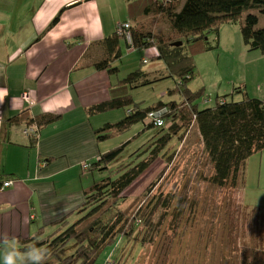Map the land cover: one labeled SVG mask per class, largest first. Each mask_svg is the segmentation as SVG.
I'll return each instance as SVG.
<instances>
[{
	"label": "trees",
	"instance_id": "trees-1",
	"mask_svg": "<svg viewBox=\"0 0 264 264\" xmlns=\"http://www.w3.org/2000/svg\"><path fill=\"white\" fill-rule=\"evenodd\" d=\"M124 2L127 14L126 19L120 23L130 22L125 30L131 37L130 42H127L124 34L113 32L94 43L101 52L99 58H94L89 52L83 59L89 60L88 65L96 71L117 75L118 69L113 63L121 58V40L127 48L154 49L156 55L149 59L163 61L168 75L175 80V87L168 90L167 95L177 96L179 100L158 101L147 106L135 102L129 94L130 89L146 87L161 79L137 69L112 85L107 100L86 109L89 116L112 113L120 109L124 113L121 119L103 124L94 131L96 142L100 146H104L117 135L129 132L135 125L141 128L135 136L148 132V140L131 153L130 160L126 162L122 159V154L131 140L108 148L92 164H84L83 167L89 170L107 172L101 180L94 181L81 190L84 203L50 224L55 228L50 235L43 237L42 227L31 236L17 237L21 247L37 244L47 248L49 255L46 257V264H106L109 256H105L101 261L99 255L108 246L115 249L117 243L122 240L123 245L119 248L116 259L125 260L123 252L129 245V238H133L132 245H135L139 240L137 235L145 232L146 236V233L152 230V225L148 221L150 214L147 210L145 214L142 210L132 211V205H128L127 198L122 195L157 157L162 156L168 162L172 160L173 152L165 153L174 142L180 143L184 140L190 125L195 124L211 166V173L205 180L216 189L238 193L246 160L264 150V101L261 98L250 97L240 87H234L233 93H242L241 100L228 101L218 95L213 105L200 108L201 101L210 102V98L205 101L206 88L201 86L191 90L188 86L195 75L194 57L216 49V46L209 44V36L218 34L222 24L238 21L244 45L249 50H259L264 54V23L261 22V19L264 21V0ZM59 17L60 14L53 18L47 27L48 30L57 24ZM158 22L167 26L165 32L155 30ZM215 40L217 41L216 38ZM155 113H159L157 119L161 121L160 125H156V119L149 116ZM59 117L40 114L27 118L22 115L13 117L11 122L19 126L24 125L25 130L31 129L34 134L31 133V136L27 137L34 141L40 129L55 123ZM48 161L49 159L44 160L45 163ZM119 161L118 165L112 167ZM164 195L160 193L158 200L153 201L151 198L149 202L150 207L159 203L164 206L161 219L171 208L173 197L168 193L164 199ZM136 200L141 202L140 197ZM177 200L184 201L179 197ZM154 206L147 209L152 211ZM179 213L181 212L171 211L174 222H181L182 216ZM72 215H76L74 220H71ZM237 255V264H264V252L255 249L254 245L241 248Z\"/></svg>",
	"mask_w": 264,
	"mask_h": 264
},
{
	"label": "crops",
	"instance_id": "crops-1",
	"mask_svg": "<svg viewBox=\"0 0 264 264\" xmlns=\"http://www.w3.org/2000/svg\"><path fill=\"white\" fill-rule=\"evenodd\" d=\"M19 4L0 0V235L16 238L31 236L36 213L42 228L83 204L81 190L88 185L68 194V184L63 190L62 184L73 181L72 170L88 171L83 165L107 151L106 144L96 142L94 131L110 121L97 123L86 109L107 100L115 84L109 81L112 75L94 70L83 56L90 52L99 58L94 43L111 35L127 14L124 0ZM58 14L59 21L48 30ZM260 76L262 85L264 73ZM24 92L31 105L22 99ZM40 114L60 117L40 129L34 141L23 133L24 125L11 122L16 116ZM57 178L62 181L55 184ZM8 180L10 186L2 188Z\"/></svg>",
	"mask_w": 264,
	"mask_h": 264
},
{
	"label": "rangeland",
	"instance_id": "rangeland-1",
	"mask_svg": "<svg viewBox=\"0 0 264 264\" xmlns=\"http://www.w3.org/2000/svg\"><path fill=\"white\" fill-rule=\"evenodd\" d=\"M28 3H31V0H20L19 6L22 8ZM23 20L21 17V22ZM261 22L264 23L263 19ZM123 24L125 23H118L113 32L120 35V25ZM154 28L156 31L167 30V26L160 22ZM75 44L79 45L77 41ZM209 44L216 46V49L194 57L195 75L188 84L191 90L201 86L206 88L205 101L210 98V102L201 101L199 107H210L218 95L228 101L241 100L242 93H233L234 87H240L250 97L261 96L263 83L261 85L260 75L264 73V54L259 50H249L244 45L239 22L222 24L218 34L209 36ZM120 51L121 58L113 63L118 73L113 74L109 81L116 84L129 73L140 69L151 77L159 76L161 79L146 87L130 89L129 94L135 102L147 106L158 101L179 100L177 96L167 95L168 90L175 87V80L168 75L162 60L152 61L146 52L144 56L142 49L127 48L122 40ZM144 58L147 59V64L142 63ZM25 102L31 105V100ZM121 115H124L121 109L114 110L112 113L97 115L94 120L101 124L105 121L113 123L121 119ZM140 129L139 125H135L129 132L107 141L105 147L113 148L121 142L131 140L122 154L125 162L130 160L129 155L148 140V132L135 136ZM169 153H172L171 161L168 162L162 156L157 157L122 195L127 198L128 205H132V211L142 210L145 214L147 210L152 230H149L146 236L145 232H140L135 245H132L133 238H129V245L123 252L125 260L116 259L123 240L117 243L115 249L108 246L99 255L100 260L109 256L106 264H237V254L241 248L254 245L255 249L264 252V150L246 160L238 186L239 191H234V194L228 190L216 189L206 182L205 178L209 177L211 166L195 124L190 125L184 140L180 143L174 142L165 154ZM119 163L120 161L112 167ZM72 172L73 181H65L62 184V190L65 184H68L64 193H77L85 185L99 181L107 175V172L92 169L84 171L81 168ZM58 181L62 180L55 179V184ZM152 182L155 183L149 187ZM160 193L165 194L164 199L168 193L173 196L171 208L163 219L161 217L164 206L161 203L152 205V211L147 209L150 207L151 198L153 201L158 200ZM139 197L141 202L138 203L136 199ZM178 197L184 201H178ZM170 210L173 213L181 212V222L173 221ZM36 215L37 224L31 222L30 235L42 224L40 213ZM75 218L76 215L71 216V220ZM54 229L51 225L43 227V237L53 233ZM18 247H21L20 243Z\"/></svg>",
	"mask_w": 264,
	"mask_h": 264
},
{
	"label": "clouds",
	"instance_id": "clouds-1",
	"mask_svg": "<svg viewBox=\"0 0 264 264\" xmlns=\"http://www.w3.org/2000/svg\"><path fill=\"white\" fill-rule=\"evenodd\" d=\"M4 93H0V103ZM16 237L7 234L0 235V264H46L49 250L37 244H26L18 247Z\"/></svg>",
	"mask_w": 264,
	"mask_h": 264
},
{
	"label": "built area",
	"instance_id": "built-area-1",
	"mask_svg": "<svg viewBox=\"0 0 264 264\" xmlns=\"http://www.w3.org/2000/svg\"><path fill=\"white\" fill-rule=\"evenodd\" d=\"M128 25H129V22L123 24V25H120L122 28H121V31H120V34H124V37L125 39L127 40V42H130L131 40V37L129 35V33L125 32L126 29H128ZM127 36V37H126ZM144 51V56H145V52L147 53V55L150 57L156 55V51L154 49H142ZM148 62L146 58L143 59V63H146ZM262 93H263V96H261V99L264 101V82H263V85H262ZM22 99L24 101H29L30 98H29V95L28 94H23L22 95ZM32 104V102H31ZM149 116L153 117V119H156V125H160L161 124V121L158 120V116H159V113H155V114H150ZM31 130V129H30ZM30 131L29 130H24L23 133L26 135L28 134ZM86 168V167H84ZM3 188H7L10 186V183L9 182H5L3 185Z\"/></svg>",
	"mask_w": 264,
	"mask_h": 264
},
{
	"label": "bare ground",
	"instance_id": "bare-ground-1",
	"mask_svg": "<svg viewBox=\"0 0 264 264\" xmlns=\"http://www.w3.org/2000/svg\"><path fill=\"white\" fill-rule=\"evenodd\" d=\"M261 96H263V93H261ZM30 132L28 133V134H26V136L28 135V136H31V133H33V131H31V130H29ZM34 134V133H33ZM33 134H32V136H33ZM7 182H9L10 184H11V181H7ZM5 182H3L2 183V185L4 184Z\"/></svg>",
	"mask_w": 264,
	"mask_h": 264
}]
</instances>
